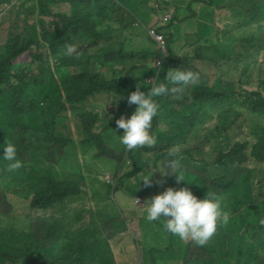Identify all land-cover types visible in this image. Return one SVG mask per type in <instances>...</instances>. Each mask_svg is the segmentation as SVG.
<instances>
[{"label": "trees", "instance_id": "16d2710c", "mask_svg": "<svg viewBox=\"0 0 264 264\" xmlns=\"http://www.w3.org/2000/svg\"><path fill=\"white\" fill-rule=\"evenodd\" d=\"M131 2L0 0V6H8L0 16V38L3 40L0 43V152L10 142L15 145L16 158L22 163L20 169L13 171L8 167L10 162L0 157V198L9 206L6 194L19 196L27 205L21 225H10L15 219L12 216L1 219L3 223L11 218L5 227L0 225V264H117L108 240L124 235L123 224H116L111 234L106 231L116 220L115 216L103 218L102 230L108 237L90 240L85 232L94 231L95 237L94 225L85 230L73 228L64 217L54 214L86 192L85 177L77 171L81 170L77 158L73 164L79 169L66 161L72 174L53 168L76 144L74 138L82 139L83 150L93 151L92 158L112 160L115 154L118 162L115 168L130 166L127 174L114 186L108 184L106 196L120 190L123 179L127 180L149 166L138 151L143 149L153 155L155 168L160 171L162 167L165 175L159 174L166 176L165 182L173 189L186 186L198 198L196 190L205 183L204 193H216L221 210L228 212L229 221L218 223L216 232L201 246L200 252L185 257L192 241L181 246L180 239L168 232L165 241L170 250L173 245L175 247L172 257L170 253L167 257L163 253L157 254L148 246L143 248L142 256L139 254L141 263L165 264L178 259L180 264H264V252L257 250L258 241L264 240V183L258 189H252L254 182L249 179L264 177V0L249 2V10L239 4L237 15L243 10L244 22L236 23L235 45L228 42L230 35L225 36L223 44L205 38L214 30L208 24H202L196 36L205 44L203 54L192 56L184 52L183 61L172 55L175 63L170 52L183 49V45H177L181 40L194 44L193 34L175 37L170 30L174 17L167 26L154 22L149 28L163 36L169 54L159 69L151 66L159 56V50L154 49L157 44L148 38L146 44L131 45L135 44L131 39H140V32L126 23H119L114 17L127 9L134 17H140L141 2L146 0H133V5ZM60 3L65 4L67 10L52 13L50 6ZM155 3L157 14L160 10L170 9L166 0H162L163 8L158 1ZM136 20L141 25V20ZM252 24L254 27L249 28ZM240 25H244L242 31ZM116 35L118 37L114 39ZM147 44L151 45L137 54L138 49ZM189 62H195L197 67H190ZM175 68L198 73L199 80L189 86L167 82L175 91L156 98L162 105H159L149 130L156 136V143L130 151L121 145L117 150L114 143L119 142L122 132H114L115 120L121 115L127 118L129 114H123L124 110L133 112L136 107L127 102V96L135 90L137 82L144 81L138 73L147 71L152 74L151 78L159 76V82H166L165 73ZM256 81L261 82V89L253 90L251 87ZM145 87H150V82ZM141 90L146 89L142 87ZM105 96L106 102L98 100ZM163 97L170 101L163 102ZM111 98L120 101L115 110L109 105ZM130 105H134L133 108ZM213 112L224 121L229 116L245 122V138L240 134L236 141H227L223 152L220 149L213 152V167L222 170L229 167L233 171L234 178L229 181H221L223 177L219 180L209 178L206 170L200 172L190 166L191 162H200L192 153L208 154L201 148H190L188 142L194 140L204 119ZM109 133L113 138L106 140ZM155 147L160 149L155 152ZM233 151L234 157L230 159ZM175 159L178 166L172 169L167 161ZM248 164L251 168L245 169ZM35 172L37 176H34ZM177 175L182 179L185 176L189 184L178 183ZM218 185L219 191L216 190ZM150 188L155 191L154 186H150L138 192L131 188L123 192L140 198ZM258 195L262 197L255 201ZM150 222L154 224V221ZM163 224L159 225L165 230ZM153 227L158 228V224ZM241 227L245 228L242 233L239 232ZM153 234L154 231L139 235L142 246L145 241L147 245L152 242ZM253 243L255 254L250 248ZM176 251L180 254L174 258Z\"/></svg>", "mask_w": 264, "mask_h": 264}, {"label": "rangeland", "instance_id": "374dc122", "mask_svg": "<svg viewBox=\"0 0 264 264\" xmlns=\"http://www.w3.org/2000/svg\"><path fill=\"white\" fill-rule=\"evenodd\" d=\"M135 1H141V0H135ZM145 1V0H142ZM158 1L160 6L163 8L162 0H146V2H141V16L140 17H134L132 15V12L130 9H127V12H124L122 15L120 13L115 14L114 17H117V21L119 23H126L128 27L136 28L138 29L137 32L139 35H141L140 39H135L134 43L131 44L136 47H138L141 44H146L149 40H152L154 44H159L156 41H154L152 38L149 37L146 33V29L151 27L154 22L158 21L160 26H165L160 19L158 18V14H162L164 12L171 13L175 20H173L171 23L172 32L174 33L175 37L182 36L183 33H185L186 36H190L193 34L192 42L194 44H186V40H181L177 43V45H183V49H180L179 51L171 54V59L175 63V59H173L172 55L175 56L176 59H181L183 57L184 52H189L192 56L195 54H203L204 52V43L202 42V38L196 36L197 28L202 27V24L209 25L210 29H213V33L210 36H207L205 38H210L213 41H225V36L230 35L228 37V42L231 44L235 43V36L237 35V27L236 23L240 22L243 23L244 14L242 10V14L237 15L238 9H240L239 4L243 6L245 9H250L249 2H252L254 0H245L238 2V0H166L168 1L169 10L166 11H158V14L156 13L155 6L157 5L155 2ZM65 4L60 3L58 5H52L51 12L54 14H60L64 13L65 10H67V7L64 6ZM7 5L3 4L0 6V8H6ZM6 10V9H5ZM135 11V10H134ZM137 11V10H136ZM135 13V12H134ZM2 14V13H1ZM0 14V16H1ZM123 16L125 17L123 19ZM184 18V20H183ZM141 20L140 23L136 20ZM172 19L170 18L167 22V25ZM183 20V21H182ZM131 26V24H133ZM166 25V26H167ZM159 27L158 25L156 28ZM254 27V24L249 26V28ZM241 31L244 29V25H240ZM132 31V30H131ZM251 34V30H247ZM134 32V31H133ZM118 35L114 39H116ZM136 37V36H135ZM132 38V37H131ZM115 41V40H114ZM163 41L165 44V40L163 38ZM3 40L0 38V43H2ZM116 42V41H115ZM201 43V44H200ZM151 44H147L144 48L138 49L137 54L143 53V51L148 48ZM235 45V44H233ZM157 45L155 46V50L158 51ZM166 48V44H165ZM175 49V46H173V50ZM72 52V51H70ZM159 53V58H164L166 61L169 58L168 52L164 57ZM226 55V54H225ZM184 59H181L183 61ZM160 62V61H159ZM188 65L191 67H197V64L195 62L191 63L189 62ZM128 66V65H126ZM151 66H153L151 64ZM148 67V66H147ZM171 70V69H169ZM168 70V71H169ZM150 73L147 71H141L138 73V77L142 80L141 84L144 86L149 84L150 87L153 84L161 83L159 82V76L158 79L151 78L152 74H150V77H147ZM260 81H256L251 89L255 90L257 88H260ZM189 86V85H188ZM146 88V87H145ZM169 88H171V85L169 84ZM250 89V90H251ZM165 96L168 95V93L164 94ZM163 95V96H164ZM101 102H106L108 100L107 96L98 99ZM115 101V102H114ZM168 102L170 100L165 99L163 97V102ZM110 106H113V110L119 106L120 103L117 99H110ZM159 105H162V101L160 99L157 100ZM100 104V103H99ZM134 105H130L131 108H133ZM131 114L132 110L126 111L124 110L123 114ZM243 116V115H242ZM224 121L217 117V113H209V117L204 119V124L202 126L203 130H198L194 134V140L190 139L188 142L190 148H201L203 149V152H208V154H196L192 153L193 157L196 159H199L200 162L193 163L191 162L190 166L200 172H203V170L207 171L209 173V178L215 177V179L222 178L221 181H229L233 177V171L231 169H228L229 167H224L225 169H218L216 167H213L214 159L212 158L213 152L216 150H221L223 152L225 148V144L227 141L228 143H232L233 141H236L238 136L240 134H244L243 138L246 137L245 133L247 132L243 121H235L233 118H228ZM244 118V116H243ZM245 120V118H244ZM116 129V125H115ZM120 132H123L122 129H118ZM225 133L226 135L222 134ZM113 138V135L111 133L107 134L105 136L106 140H111ZM76 140V144H74L71 148H69L63 158H61L57 165H54L53 168L55 170L63 171L66 174L71 173L72 169L69 166H66V161L70 162V165L76 169H79L77 166L73 164L75 159L77 158L78 162L81 165V170L79 171L84 177L86 181L85 185V193L82 194V197H77V199L74 202H69L62 208H60L57 212H55V216L62 218L64 217L65 221L67 223H70L73 228L79 227V229H84L86 227H91L94 225L95 228V237L94 231H86L87 237L90 240L93 239H103L100 238L102 236H107V233L103 231V218L104 217H110V219L115 216L114 221H112V225L109 227L108 231L110 234L116 229V224L118 226H121L123 224L124 228V235H117L112 236V238L109 237V244L111 245V250L113 254L116 256V262L117 264H140V258H139V252L136 247L139 248L140 253L142 254V247L147 248L148 246L153 248L154 251H157L156 253H163L165 257L168 256L170 253V257H172V252L175 249L174 245L173 247L169 248V245L167 241H165L168 238V232L166 233V230H162L160 228L159 224H163L164 221L159 219L157 222L154 221V224H158V228L156 227L154 229L153 225L150 221V223L146 222L147 220L144 217L145 213V206L143 205L144 202L147 199H150L153 195L157 194L158 192H162L165 188L171 187L168 185L166 181V176H161L159 173L162 172L163 175H165L164 171L162 170V167L160 166V171L155 168L156 162H154V157L151 153H143L141 157L143 158V162L145 164L147 163L149 166L144 167L140 172L136 173L135 175H132L129 179H123L120 182L121 189L116 191L115 193L108 194L106 196V190L108 184H111L114 186L118 179L123 177L125 174H127V171L130 169L129 165H126L123 168L119 169V166L115 168V165L117 162V156L114 154V159L109 160L105 158H92L93 155L92 150L85 151L83 150V147H81L82 144H80L81 138ZM74 140V143H75ZM76 145V147H75ZM121 144L119 142L114 143V147L118 150L120 148ZM160 147H155L154 151L156 152ZM231 148L228 149V151ZM117 152V151H116ZM235 151H233V155L230 157L232 159L234 157ZM176 161V159L174 160ZM151 163V165H150ZM167 163H170L167 161ZM159 164V163H158ZM66 166V167H64ZM251 164H248L245 169H250ZM117 171L114 174V171ZM195 170V171H196ZM151 185L154 186L155 191L150 188L146 195L144 197H134L131 194H126L123 191H128L129 188L135 189L136 192L138 190H141L143 188H147L150 186H145L143 181H140L142 177L146 175H150ZM38 174L35 172L34 176H37ZM184 180L186 183H188L186 177L184 176ZM16 179V177H14ZM250 180L254 182V185L252 186V189H258L259 186H261V183H264V177H249ZM184 182V181H183ZM184 182V184H185ZM156 185H154V184ZM37 186V185H36ZM35 188V185L32 187V189ZM205 183L203 185H200L197 191L198 198H202V195L204 193ZM221 188L216 187V190L219 191ZM1 190V189H0ZM210 190V188H209ZM192 191V190H191ZM264 192V190H263ZM7 202L9 203V206L5 205L3 203L2 199L0 198V225L6 226L10 223L11 218H7L4 220L3 223H1V219H4L7 216H12L15 219L13 220L12 224L10 225H16L17 223L19 225L23 222V215L27 213L26 200H23L19 196L15 195H9L6 194ZM134 197V198H133ZM262 197L261 195L256 196L255 201H258ZM102 198H106L105 200H102ZM137 203H136V201ZM163 218V217H161ZM113 220V219H112ZM146 220V221H145ZM142 224L141 230L138 228V224ZM245 230L244 227L240 228V233H242ZM103 231V233H101ZM141 232H152L153 239L150 244L147 245V242L145 241V244L142 246L141 241L138 240L139 233ZM254 236V235H253ZM99 237V238H98ZM245 237H249L245 235ZM254 238L258 239L256 236ZM190 239L180 240L181 243L187 242ZM146 246V247H145ZM176 246V245H175ZM183 246V244H182ZM99 247V245H98ZM256 245L253 243L250 245V248L252 249L253 254L256 252ZM125 250V252L123 251ZM170 250V252H169ZM179 250V249H177ZM183 250V249H181ZM180 250V251H181ZM257 250H260L261 252H264V240L258 241ZM180 251L177 252L174 255V258L179 256ZM201 246L195 244L192 241V244L189 249H187V255L185 257L191 256L192 253L200 252ZM180 264V261L176 259L175 261H172V263H165V264Z\"/></svg>", "mask_w": 264, "mask_h": 264}, {"label": "clouds", "instance_id": "9594fccd", "mask_svg": "<svg viewBox=\"0 0 264 264\" xmlns=\"http://www.w3.org/2000/svg\"><path fill=\"white\" fill-rule=\"evenodd\" d=\"M155 8H157V5ZM163 14L169 13L159 14L158 18ZM170 18L172 19V17ZM167 22L164 25H167ZM145 31L147 33V29ZM158 58L153 65L156 69L162 67L165 62L163 58L162 64L157 66L156 61ZM156 79H158V76H156ZM198 80V73L175 68L165 73L166 82L153 84L148 88L137 82L135 90L131 91L127 96V102L136 105L134 111L127 118L121 115L116 119V129H113L114 132L118 129L123 130L122 134L119 135V143L124 146L125 150L130 151L141 146L151 147L156 143V136L149 131L152 127V120L159 111V104L156 98L166 94L168 91H175V88H169L167 82L173 85H190ZM142 87L146 90H141ZM200 129L203 130L202 127L198 130ZM138 151L141 154L150 153L143 152V149ZM0 157L10 162L8 165L10 170L14 171L22 167L21 161L16 158V147L10 142L2 147ZM170 164L173 169L178 166V161L171 160ZM150 176L151 174L146 175L140 181H143L145 186H150ZM180 181L185 182L184 179L177 175V182L179 183ZM187 184L189 183L185 182V185ZM143 205L145 206V219L147 221H156L163 217V226L167 232L177 236L180 240L190 239L199 246L205 245L210 240L217 230L218 223H227L229 221V214L227 211L221 210V201L216 193L208 191L204 193L202 198H197L186 186L176 189L167 187L162 192H158L150 199H147ZM136 247L142 256L138 246Z\"/></svg>", "mask_w": 264, "mask_h": 264}, {"label": "built area", "instance_id": "2783aa9c", "mask_svg": "<svg viewBox=\"0 0 264 264\" xmlns=\"http://www.w3.org/2000/svg\"><path fill=\"white\" fill-rule=\"evenodd\" d=\"M4 8H0V14L4 12ZM171 17V14H163L159 16V19L161 20V22L163 24H165ZM147 34L149 35L150 38H152L154 41H156L157 43V47L158 50L160 52V54L162 55V57H164L166 55V48H165V44L163 41V36L159 33H157L153 28H149L147 29ZM162 59L163 58H158V60L156 61V65L160 66L162 64ZM160 61V62H159Z\"/></svg>", "mask_w": 264, "mask_h": 264}, {"label": "crops", "instance_id": "0c3cea01", "mask_svg": "<svg viewBox=\"0 0 264 264\" xmlns=\"http://www.w3.org/2000/svg\"><path fill=\"white\" fill-rule=\"evenodd\" d=\"M130 5H133V0H132V2L130 3ZM65 6V5H64ZM209 26V25H208ZM200 27H198L197 29H199ZM134 42V40L133 39H131V43H133ZM141 226H142V224H138V228H139V230H141ZM140 232V231H139ZM140 234V236H141V232L139 233ZM182 244L183 243H181L180 245L182 246Z\"/></svg>", "mask_w": 264, "mask_h": 264}]
</instances>
